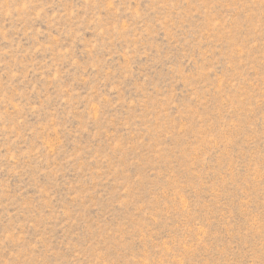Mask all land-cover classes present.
<instances>
[{
    "label": "rangeland",
    "instance_id": "obj_1",
    "mask_svg": "<svg viewBox=\"0 0 264 264\" xmlns=\"http://www.w3.org/2000/svg\"><path fill=\"white\" fill-rule=\"evenodd\" d=\"M0 264H264V0H0Z\"/></svg>",
    "mask_w": 264,
    "mask_h": 264
}]
</instances>
